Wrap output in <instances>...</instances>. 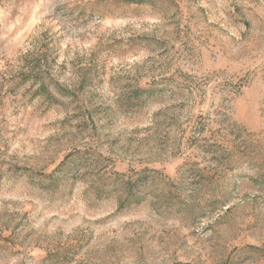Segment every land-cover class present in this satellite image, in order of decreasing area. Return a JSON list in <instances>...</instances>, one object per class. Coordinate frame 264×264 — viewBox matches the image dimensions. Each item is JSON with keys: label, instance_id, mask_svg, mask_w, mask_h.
I'll use <instances>...</instances> for the list:
<instances>
[{"label": "rangeland", "instance_id": "obj_1", "mask_svg": "<svg viewBox=\"0 0 264 264\" xmlns=\"http://www.w3.org/2000/svg\"><path fill=\"white\" fill-rule=\"evenodd\" d=\"M0 264H264V0H0Z\"/></svg>", "mask_w": 264, "mask_h": 264}]
</instances>
